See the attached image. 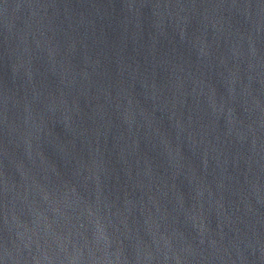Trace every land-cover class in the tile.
<instances>
[{
    "label": "water",
    "instance_id": "1",
    "mask_svg": "<svg viewBox=\"0 0 264 264\" xmlns=\"http://www.w3.org/2000/svg\"><path fill=\"white\" fill-rule=\"evenodd\" d=\"M0 264H264V0H0Z\"/></svg>",
    "mask_w": 264,
    "mask_h": 264
}]
</instances>
